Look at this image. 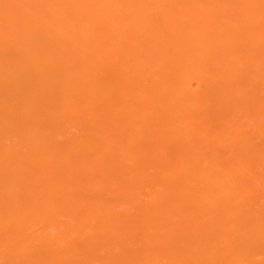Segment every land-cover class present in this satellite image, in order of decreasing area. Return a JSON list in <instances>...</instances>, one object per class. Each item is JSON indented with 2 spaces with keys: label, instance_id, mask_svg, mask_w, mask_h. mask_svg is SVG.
Here are the masks:
<instances>
[{
  "label": "bare ground",
  "instance_id": "1",
  "mask_svg": "<svg viewBox=\"0 0 264 264\" xmlns=\"http://www.w3.org/2000/svg\"><path fill=\"white\" fill-rule=\"evenodd\" d=\"M0 264H264V0H0Z\"/></svg>",
  "mask_w": 264,
  "mask_h": 264
}]
</instances>
